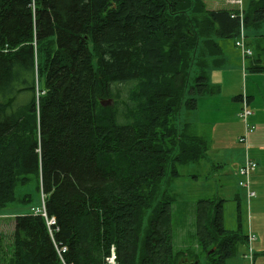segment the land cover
I'll return each mask as SVG.
<instances>
[{"label":"trees","instance_id":"1","mask_svg":"<svg viewBox=\"0 0 264 264\" xmlns=\"http://www.w3.org/2000/svg\"><path fill=\"white\" fill-rule=\"evenodd\" d=\"M207 1L210 9L203 0H0V210L16 200L31 208L32 194L17 199L15 189L34 176L56 221L51 237L41 215H16L9 264H62V246L66 262L105 264L110 244L119 264L202 263L200 255L178 263L174 199L161 185L168 166L176 179L177 165L205 152V140L177 123L197 106L190 95L208 90L205 67L189 85L191 53L208 32L212 40L237 31L238 1ZM214 45L209 54H221ZM252 59L250 70L264 73ZM131 82L121 120L115 100L100 102ZM223 207L219 198L195 201L203 264H226L245 242L240 221L224 228Z\"/></svg>","mask_w":264,"mask_h":264},{"label":"rangeland","instance_id":"2","mask_svg":"<svg viewBox=\"0 0 264 264\" xmlns=\"http://www.w3.org/2000/svg\"><path fill=\"white\" fill-rule=\"evenodd\" d=\"M261 1L243 0L240 5L236 4V6L243 9L250 17V21L246 23V33L249 30L247 42L254 49L251 57L258 58L257 63L263 65L264 50L262 48H264V43L262 39L264 36H257V39L254 40L255 36L252 35V30L264 34V28L260 27L264 23V19L257 23L252 20V9L257 5H262ZM208 33L203 39L204 42L200 39L199 48L191 53L190 80H188L189 85H193L195 74L196 76L204 74L205 67L208 90H205L201 95L192 93L190 96L197 98L196 108L183 109L177 120L178 129L181 132L184 131L183 133L188 136H196L205 140V146H200L201 151L205 149L204 156L197 162H190L183 166L177 165L179 176L176 179L172 177V167L168 166L161 185L163 193L174 199V204H172L174 248L178 252L182 251L178 263L181 260H190L200 255L201 264H203L204 253L202 254L195 236V201L202 198H219L223 200V224L226 231L237 229L240 221L241 230L244 232L247 242L249 233H252L255 238L252 243L253 250L256 248L258 237V246L254 257L255 260L264 262V73L259 74L250 70V65L255 63L250 58L245 61V69L243 68L241 63L243 56L240 49L234 44V36L224 39L227 42L223 46V60L219 62L218 54L210 55L208 49L206 50V47H209L210 51L218 53L217 45H214L215 40L213 36H210L213 41L210 40ZM201 42L204 44L203 46ZM40 50H44L47 54L49 45L43 44ZM216 61L219 63L214 64L215 67H213L211 63ZM38 62L42 64V60H38ZM39 81L41 85L44 81L42 76ZM134 87L135 82L112 85L114 98L105 105H114L115 100L119 110L118 118L121 120L123 119L121 113L124 111V106L129 102V92ZM246 92L250 96L247 106L249 111H252V114L247 118V123L254 127V130L248 133L247 143L248 156L251 162L255 163L254 170L249 174V188L256 193L249 201L247 188L240 185L243 179L237 173L238 168L244 163L246 153L245 144L238 141L245 131L242 100L247 95ZM25 96H27L26 92L20 94L18 100ZM188 140L194 143L195 139L189 137ZM178 150L176 149L175 152ZM36 182L35 177L31 176L29 187H16L17 199L30 192L33 196L32 205L39 206L40 195L37 191L35 192ZM20 202L16 200L0 210L2 214L9 215L1 217L0 221L13 222L16 215L28 213L30 211L29 204L25 205ZM251 224L254 232L251 229ZM9 225L6 223L0 229L2 234L0 237L6 240L9 245L7 247L3 245L0 248V264H9L12 255V232L9 231ZM112 246L115 245L110 244V249ZM214 249L212 247L210 250L214 251ZM209 251L208 254L211 253ZM254 257L251 263L250 260L247 261L248 251L243 243H238L233 256L228 259L230 263L227 264H253Z\"/></svg>","mask_w":264,"mask_h":264},{"label":"built area","instance_id":"3","mask_svg":"<svg viewBox=\"0 0 264 264\" xmlns=\"http://www.w3.org/2000/svg\"><path fill=\"white\" fill-rule=\"evenodd\" d=\"M239 3V1H238ZM232 18L237 17L238 18V31H237V37L235 39V46L238 47L240 49L241 55L244 58H248L251 54H252V50L247 46L246 44V36L244 33V18H243V13L241 11V9L239 10L238 13L235 14H231ZM242 57V58H243ZM243 111H242V117L245 120V131H244V135L240 136L238 138V141L240 143L245 144V157H244V163L241 164V166L238 168V175L239 177H241L243 180L240 182V185L245 186L247 188V195H248V199L255 196V192L251 191L249 188V174L251 171L254 170L255 168V163L249 158L248 153H247V143H248V133H251L254 130V127L249 125L247 123V118L249 115L252 114V111H249V108L247 106V101L246 97L244 96L243 98ZM32 213L35 215H41L42 217H44V219L46 220L48 225L54 224L55 220L54 218H50L48 219L46 216V212H45V208H44V196H42V207L41 208H34L32 210ZM253 241H255V238L253 236L252 233H249L248 235V242L246 243V248L248 251V258L251 260L252 257V253H253V248H252V243ZM66 246H62L60 248L57 249V252L59 254L60 257V261L62 264H73L71 262H65L62 254L67 250ZM105 264H119V261L116 257L115 254V246H112L110 249V254L105 258Z\"/></svg>","mask_w":264,"mask_h":264},{"label":"crops","instance_id":"4","mask_svg":"<svg viewBox=\"0 0 264 264\" xmlns=\"http://www.w3.org/2000/svg\"><path fill=\"white\" fill-rule=\"evenodd\" d=\"M204 1V3H205V6H206V8L207 9H210V7H209V4H208V1L207 0H203ZM243 0H240V2H242ZM248 1V0H247ZM235 8H237V6L236 5H234V9ZM244 11V10H243ZM245 12V11H244ZM260 27H263L264 28V23L263 24H261L260 25ZM249 31V30H248ZM247 31V33H246V29H245V34H246V36H247V34L249 33ZM252 35H254L255 36V39L254 40H256L257 39V36H261V37H263L264 36V34H262V33H258L257 31H253L252 30ZM213 38H214V40H215V42H217L218 44H219V46H220V50H222L221 51V54H220V56H217L218 57V60H219V62H222V60H223V46L224 45H226V42L227 41H225L224 39H227V38H217V37H214L213 36ZM262 41H263V43H264V37H263V39H262ZM232 42H233V38H232ZM250 46V45H249ZM251 47V46H250ZM252 48V47H251ZM253 49V48H252ZM258 49H260L261 50V48H258ZM264 50V49H263ZM253 52H254V49H253ZM226 58V57H225ZM250 59H252V57H250ZM253 60V59H252ZM246 61V60H245ZM241 63H242V66H243V68L245 69V62H243L242 61V59H241ZM212 65H213V67H215V65H214V63H211ZM253 64V63H252ZM239 69L237 68V71H238ZM259 74H262V73H259ZM246 97H247V99H248V97H250L249 95H248V93L246 92ZM220 166H222L221 164H219ZM32 207H37V206H33L32 205ZM31 207V208H32ZM31 208L29 207V209H30V211L29 212H31ZM28 212V213H29ZM7 216H9V215H7V214H2V212H0V218L1 217H7ZM6 223H8V224H10L9 225V231L10 232H12L13 233V230H14V221L13 222H1L0 221V229H2L1 227L2 226H4ZM251 229H252V231L254 232L255 230H253V226H252V224H251ZM256 234V233H255ZM2 234H1V232H0V236H1ZM257 235V234H256ZM257 237V236H256ZM257 240H258V237H257ZM256 240V244H255V246H256V248H255V253H256V251H257V246H258V241ZM3 245H5V247H7V246H9L8 244H7V242H6V240H4L3 238H1L0 237V248L3 246ZM10 245H11V242H10ZM255 255V254H254ZM243 256H244V254H243ZM229 260H227L226 261V264L227 263H230V262H228ZM261 263H264L263 261H261V262H259V260H255V257H254V262H253V264H261Z\"/></svg>","mask_w":264,"mask_h":264},{"label":"bare ground","instance_id":"5","mask_svg":"<svg viewBox=\"0 0 264 264\" xmlns=\"http://www.w3.org/2000/svg\"><path fill=\"white\" fill-rule=\"evenodd\" d=\"M40 201H41V199H40ZM46 216H47L48 219H50V218H54L53 216H48L47 214H46ZM54 220H55V218H54ZM45 223H46V226H47L48 233H49L50 236L52 237V234H53V228H54V226H56V221H55L54 224H51V225H48L47 222H46V220H45ZM54 245H55L56 247L58 246V245H56V244H54ZM57 249H58V248H56V251H57ZM57 253H58V252H57ZM58 257H59V254H58ZM59 259H60V257H59Z\"/></svg>","mask_w":264,"mask_h":264},{"label":"water","instance_id":"6","mask_svg":"<svg viewBox=\"0 0 264 264\" xmlns=\"http://www.w3.org/2000/svg\"><path fill=\"white\" fill-rule=\"evenodd\" d=\"M110 100L108 99V100H104V101H101L100 103L102 104V105H105V103H107V102H109ZM213 250H210L209 251V253L210 252H212ZM197 262H193V261H185V262H183V263H181V264H196Z\"/></svg>","mask_w":264,"mask_h":264}]
</instances>
